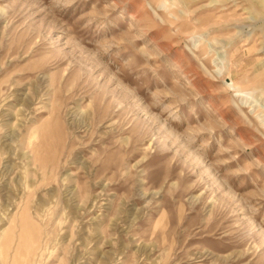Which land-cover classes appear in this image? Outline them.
Masks as SVG:
<instances>
[{
	"label": "rangeland",
	"instance_id": "374dc122",
	"mask_svg": "<svg viewBox=\"0 0 264 264\" xmlns=\"http://www.w3.org/2000/svg\"><path fill=\"white\" fill-rule=\"evenodd\" d=\"M0 264H264V0H0Z\"/></svg>",
	"mask_w": 264,
	"mask_h": 264
},
{
	"label": "bare ground",
	"instance_id": "6f19581e",
	"mask_svg": "<svg viewBox=\"0 0 264 264\" xmlns=\"http://www.w3.org/2000/svg\"><path fill=\"white\" fill-rule=\"evenodd\" d=\"M39 165H40V163H39ZM6 209V208H5Z\"/></svg>",
	"mask_w": 264,
	"mask_h": 264
}]
</instances>
